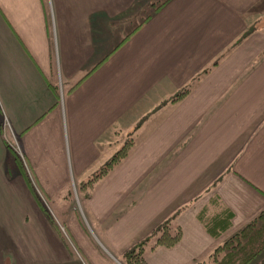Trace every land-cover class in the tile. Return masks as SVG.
<instances>
[{
  "label": "crops",
  "instance_id": "obj_1",
  "mask_svg": "<svg viewBox=\"0 0 264 264\" xmlns=\"http://www.w3.org/2000/svg\"><path fill=\"white\" fill-rule=\"evenodd\" d=\"M4 131L25 166L0 158V263L123 264L168 219L178 241L145 264L204 263L264 211V0H0L5 156Z\"/></svg>",
  "mask_w": 264,
  "mask_h": 264
},
{
  "label": "trees",
  "instance_id": "obj_2",
  "mask_svg": "<svg viewBox=\"0 0 264 264\" xmlns=\"http://www.w3.org/2000/svg\"><path fill=\"white\" fill-rule=\"evenodd\" d=\"M165 1L166 0H164L162 3ZM162 3H160V5ZM158 6L155 5L153 8L155 9ZM250 31L251 28L246 31L242 38L246 36V34L250 33ZM185 91H187V88L182 92L180 91L176 93L174 96H172L171 100H177L185 93ZM124 147L125 146H122L121 150L112 157L110 162L100 169V171L95 175V178L100 175H104L112 167V165L119 160V158L124 156ZM91 181L92 179L90 182ZM197 218L207 233L212 237H216L229 226L231 213L228 209L224 208L220 204L217 198L213 197L209 203L198 212ZM179 236V227L174 226L171 222V219H168L162 224L158 225L144 239L140 240L130 249L124 251L122 254V262L124 264H145L144 253L146 247H169L178 241ZM263 248L264 211L260 212L254 220L243 225L233 235L228 237L222 244L217 246L208 255L206 261L201 264H247Z\"/></svg>",
  "mask_w": 264,
  "mask_h": 264
},
{
  "label": "rangeland",
  "instance_id": "obj_3",
  "mask_svg": "<svg viewBox=\"0 0 264 264\" xmlns=\"http://www.w3.org/2000/svg\"><path fill=\"white\" fill-rule=\"evenodd\" d=\"M164 0H150V5H151V7L153 8L155 5L156 6H158V5H160V3H162ZM147 5H148V3H147ZM147 5H146V7H145V9L144 10H146L147 9ZM132 8L130 7H127V10L126 11H124V12H120L119 14H121V15H124V16H126V15H128L130 12H132ZM142 14H144L145 15V12L144 11H142L141 12ZM133 25H135V24H133ZM251 29H252V27H251ZM3 126H4V128L5 127H8L9 126V123L7 122V120H5L4 119V122H3ZM125 139V138H124ZM2 140H3V142H2V145L4 146V148H5V150H6V154H5V156L3 155V153L2 152H0V158L1 159H3L4 157H5V160H7V161H14V157H16L21 163H22V165L23 166H25V164H24V159H23V154H22V151L20 150V147H19V144H18V142L16 141V139H15V137H14V135H10V134H8L6 131H4V134L2 135ZM25 168V170H26V167H24ZM98 172H99V170H98ZM97 173V172H96ZM95 178V174L94 173H92L91 175H90V178L89 179H94ZM32 184L35 186V183H33L32 182ZM33 190H34V192H35V194H36V197H37V199H38V201H39V203L40 204H42L44 207H42V209H44V211L46 212V213H48V214H50V216L51 217H53L52 215H51V213H52V211L51 210H53L52 209V204H51V202L47 199V197H46V195L40 190V188L37 186V188L36 187H33ZM68 193L69 192H64V195H66V196H68ZM71 195H72V197H73V200H75V204L76 203H78L77 202V199L75 198V196H74V194H73V191H72V193H71ZM1 199V198H0ZM9 201H10V198H7ZM12 202V201H11ZM2 206L4 205V204H1ZM9 205V204H8ZM12 205H14V202H12ZM7 206V205H6ZM77 206V205H76ZM57 217V216H56ZM57 221L58 222H56V228L58 229V230H60L61 232L63 231L64 232V226H63V223L58 219V217H57ZM61 232H60V234H61ZM123 261V260H122ZM0 264H14V263H12V262H4V263H0ZM124 264V263H123Z\"/></svg>",
  "mask_w": 264,
  "mask_h": 264
}]
</instances>
